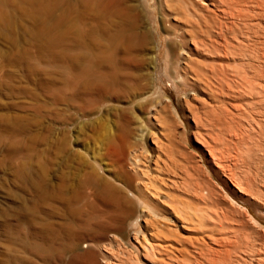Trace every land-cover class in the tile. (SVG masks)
Here are the masks:
<instances>
[{
    "label": "bare ground",
    "instance_id": "6f19581e",
    "mask_svg": "<svg viewBox=\"0 0 264 264\" xmlns=\"http://www.w3.org/2000/svg\"><path fill=\"white\" fill-rule=\"evenodd\" d=\"M90 11L99 98L63 142L61 243L42 264H264V0ZM13 260L32 264L21 244Z\"/></svg>",
    "mask_w": 264,
    "mask_h": 264
},
{
    "label": "rangeland",
    "instance_id": "374dc122",
    "mask_svg": "<svg viewBox=\"0 0 264 264\" xmlns=\"http://www.w3.org/2000/svg\"><path fill=\"white\" fill-rule=\"evenodd\" d=\"M81 2L0 4V264H14L19 244L32 264L60 247L58 197L73 171L63 142L75 134L76 113L99 98V29L91 11L81 17ZM164 89L175 97L169 82Z\"/></svg>",
    "mask_w": 264,
    "mask_h": 264
}]
</instances>
